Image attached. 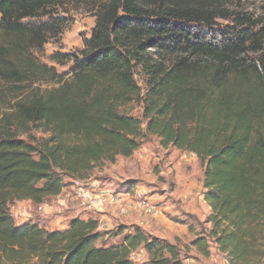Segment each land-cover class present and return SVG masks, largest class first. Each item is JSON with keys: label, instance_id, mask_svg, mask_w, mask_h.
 <instances>
[{"label": "trees", "instance_id": "trees-1", "mask_svg": "<svg viewBox=\"0 0 264 264\" xmlns=\"http://www.w3.org/2000/svg\"><path fill=\"white\" fill-rule=\"evenodd\" d=\"M60 1L0 0V264H135L138 251L148 264H185L178 244L139 225L103 247L96 217L50 230L18 224L11 211L132 156L148 136L204 167L210 226L195 249L264 264V22L231 0H74L90 6L95 25L78 54L52 55L72 63L61 73L37 56L68 25L54 11ZM132 102L141 117L127 110ZM36 128L49 135L36 138Z\"/></svg>", "mask_w": 264, "mask_h": 264}, {"label": "rangeland", "instance_id": "rangeland-1", "mask_svg": "<svg viewBox=\"0 0 264 264\" xmlns=\"http://www.w3.org/2000/svg\"><path fill=\"white\" fill-rule=\"evenodd\" d=\"M230 6L241 14L250 16L256 22H264V0H231ZM89 7L86 3L79 4L74 0L58 3L54 11L67 18L68 25L59 39L51 40L45 45L43 52L37 53L42 62L55 65L61 73L70 72L72 63L60 65L51 57L56 52L78 54L84 47L83 40L92 35L95 25V17ZM221 23L227 24V22ZM246 57L250 60L257 58L253 53H249ZM136 78L144 88V75L141 71H136ZM41 86L48 88L54 84L42 83ZM127 110L136 117H141L143 114L140 102H132L127 106ZM32 134L36 138L49 135L37 128ZM173 150H175L173 146L167 148L161 146L157 137L148 136L141 148L132 156H118L114 163L104 162L93 169L90 178L85 182L93 191L110 189L123 192L129 187L141 189L161 209V214L157 217L145 216L148 221L143 228L150 235L178 244L184 263L190 261L193 264H227L226 257L213 247L211 256L204 257L191 244L200 229L210 226L209 223H205L210 214V207L203 195L204 167L199 159L193 160L189 153H186L187 157H183L184 151L175 157L172 155ZM65 182L67 185L64 192L70 194L71 200L74 192L71 187L72 181L65 178ZM46 204L52 206L53 210L45 212L44 209L39 208L40 206L15 203L11 207L15 222L38 221L43 225L48 224L50 228H57L69 222L67 216L70 207L63 205L60 210L58 197L49 198ZM76 204L79 205L75 200V206ZM131 216L112 217L110 229L102 231L98 245L106 247L122 244L125 238L134 232L136 221L132 222ZM89 217L92 216L88 215ZM138 252L144 253L143 259L138 264H148L147 254L144 251Z\"/></svg>", "mask_w": 264, "mask_h": 264}, {"label": "built area", "instance_id": "built-area-1", "mask_svg": "<svg viewBox=\"0 0 264 264\" xmlns=\"http://www.w3.org/2000/svg\"><path fill=\"white\" fill-rule=\"evenodd\" d=\"M192 154L193 156H195L194 153ZM188 155L190 156V154ZM188 155H186L185 157H187ZM72 185L74 189V200L78 202L80 207L90 212H105V210L107 209H114L121 216H128L132 215L133 213H139L149 217H157L161 214V209L159 208V206L152 202V200H150L146 193L139 188L125 190L123 192L110 189L93 191L90 190L87 187V183L82 180H75L73 181ZM40 209H43V207H40ZM97 219L99 223L98 229L101 232L110 229L111 221L109 219L104 217ZM143 257V252H133L131 254V260L135 264H138L143 259ZM185 264L193 263L188 261Z\"/></svg>", "mask_w": 264, "mask_h": 264}, {"label": "crops", "instance_id": "crops-1", "mask_svg": "<svg viewBox=\"0 0 264 264\" xmlns=\"http://www.w3.org/2000/svg\"><path fill=\"white\" fill-rule=\"evenodd\" d=\"M175 150H173L172 151V155H174L175 157H177L178 155H179V153H182V151L181 150H179V149H177V148H175V147H173ZM187 152H184L183 153V157H185ZM190 154V157L193 159V160H195V158H197V156L195 155V156H193V154L192 153H189ZM121 157H123V156H121ZM198 159V158H197ZM73 183V182H72ZM71 187L73 188V185H71ZM129 189H133V188H126L125 190H129ZM74 190V189H73ZM65 191V190H64ZM62 192L60 195H58V196H56V197H58V199H59V201H60V204L58 205V207H59V209L60 210H62V206L63 205H68L70 208V210L68 211V216H67V219H68V221H70V220H72V219H74V218H81V219H87L88 218V215H90V216H92V217H96V218H107V219H109L110 221H112V217L113 218H124V217H128V216H121L116 210H114V209H107V210H105V212H99V211H97V212H90V211H87V210H85V209H83V208H81L79 205H77V206H75V200H73L74 199V197L70 200V198L69 197H71L70 196V194H68V193H65V192ZM72 195H73V193H72ZM16 203H20L21 205L22 204H28V205H31V204H33L32 203V201H30V200H24V201H19V202H16ZM33 205H35V204H33ZM37 206V205H36ZM38 206H40V207H43V209L45 210V212H48V211H52L53 210V207L52 206H50L49 204H43V205H38ZM39 207V208H40ZM58 209V210H59ZM59 210V211H60ZM133 215V214H132ZM129 216H131V215H129ZM131 218H133V219H131ZM131 220H133L132 222H135L134 224H136V225H139V226H141V227H145V225H147V219H146V217H145V215H142V214H139V213H134V215L133 216H131ZM26 221H31V220H25V221H23V222H19L18 224H21V223H24V222H26ZM33 222H37V223H39L41 226H43V227H45L46 229H50V230H54V229H64V228H66L67 227V225H68V223H64L62 226H59V227H57V228H50V227H48V224L47 225H43V224H41L40 222H38V221H33ZM50 223H52V222H50ZM54 223H52V225H53ZM145 229V228H144ZM172 243V242H171ZM174 243V242H173Z\"/></svg>", "mask_w": 264, "mask_h": 264}]
</instances>
